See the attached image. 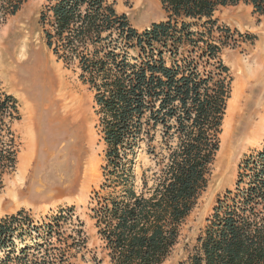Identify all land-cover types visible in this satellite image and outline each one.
Returning a JSON list of instances; mask_svg holds the SVG:
<instances>
[{
  "label": "trees",
  "instance_id": "trees-1",
  "mask_svg": "<svg viewBox=\"0 0 264 264\" xmlns=\"http://www.w3.org/2000/svg\"><path fill=\"white\" fill-rule=\"evenodd\" d=\"M28 1L0 0V20ZM159 3L163 19L142 30L109 0H46L40 11L47 46L93 93L104 146L91 208L104 256L93 264H161L170 255L208 185L231 94L222 52L240 34L215 13L243 3L264 17V0ZM18 119L17 100L0 83V192L17 163ZM139 151L149 164L136 172ZM72 210L33 227L36 238L19 249L28 219L22 211L1 218L0 264H72L86 247ZM179 264H264V146L239 165L235 189L217 199Z\"/></svg>",
  "mask_w": 264,
  "mask_h": 264
},
{
  "label": "rangeland",
  "instance_id": "rangeland-1",
  "mask_svg": "<svg viewBox=\"0 0 264 264\" xmlns=\"http://www.w3.org/2000/svg\"><path fill=\"white\" fill-rule=\"evenodd\" d=\"M109 1L138 30L164 17L159 0ZM45 4L46 0H29L14 15L0 20V83L15 97L19 110V119L12 124L18 142L17 163L4 177L0 219L21 211L28 219V224L21 225L26 231L22 239H15L14 249H19L36 238L33 227L71 207L86 237V247L71 262L93 264L94 256H104L91 212L103 182L104 146L96 128L92 91L46 44V27L40 21ZM215 17L218 24L240 34L235 44L223 49L222 58L229 67L231 92L237 90L240 95L241 110L222 130L208 185L183 223L177 244L161 264H179L188 258L217 199L235 189L239 165L264 146V17L253 14L243 3L220 8ZM22 40H26L23 56L16 51ZM60 82L64 87L62 101L57 96ZM63 102L71 106L68 116H63ZM28 127L36 149L24 178L18 180V154L25 151ZM141 164L149 162L139 151L136 172ZM70 230L68 221L64 231Z\"/></svg>",
  "mask_w": 264,
  "mask_h": 264
},
{
  "label": "bare ground",
  "instance_id": "bare-ground-1",
  "mask_svg": "<svg viewBox=\"0 0 264 264\" xmlns=\"http://www.w3.org/2000/svg\"><path fill=\"white\" fill-rule=\"evenodd\" d=\"M10 28V27H9ZM5 30V29H4ZM3 33V32H2ZM10 33H8L7 36H9ZM5 35V34H4ZM18 35V34H17ZM2 36V35H1ZM5 41V40H4ZM21 44V47L20 48H17L16 51L19 52V54L21 56H23L25 54V49H24V46L26 44V40H22L20 42ZM16 48V47H15ZM26 48V47H25ZM26 56V55H25ZM7 64V63H6ZM244 70V69H243ZM248 74V73H247ZM58 81H61V80H58ZM54 83V81H53ZM20 88V87H19ZM18 88V89H19ZM59 93L57 94L58 96V100H61L62 101V96H63V93L61 92V90L64 88L63 87V84L62 82L59 83ZM243 88V87H242ZM239 94H238V91H233L231 92V97L228 99L227 101V109H226V112H225V116H224V119H223V125H222V130L223 132L226 130V128L228 126H230L231 124V120H236L238 115L240 114V110H241V103H240V98H239ZM55 100H57V98H55ZM250 101V100H249ZM54 103V102H53ZM245 106V105H244ZM61 107H63V111H64V115L63 116H68L69 113H70V110H71V106H69L67 103L63 102L61 103ZM59 109V108H58ZM61 110V109H60ZM245 113V112H244ZM245 115V114H244ZM244 117V116H243ZM245 118V117H244ZM243 120V119H242ZM245 121V120H244ZM235 124V123H234ZM239 125V124H238ZM234 126V125H233ZM235 127V126H234ZM248 127V126H247ZM237 128V126H236ZM246 131V130H245ZM222 132V133H223ZM231 132V131H230ZM235 132V130H234ZM222 133L220 134L221 138H222ZM26 141H25V145H24V148H25V151L21 154H18V160H19V163H18V169H17V178L18 180H22L24 177H23V174L25 173L32 159V156H33V150L35 151L36 149V143H35V139L34 137L31 135V132H30V128L28 127L27 128V136H26ZM24 150V149H23Z\"/></svg>",
  "mask_w": 264,
  "mask_h": 264
}]
</instances>
